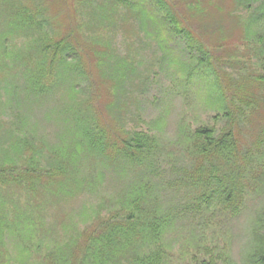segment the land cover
<instances>
[{"label": "trees", "instance_id": "trees-1", "mask_svg": "<svg viewBox=\"0 0 264 264\" xmlns=\"http://www.w3.org/2000/svg\"><path fill=\"white\" fill-rule=\"evenodd\" d=\"M116 2V7L126 8L131 16L135 15L136 24L131 35L143 39L147 48L152 43L155 45L156 57L161 61L160 70L164 69L165 61H170L179 71L177 82L179 77H186L184 85L192 82L198 87L206 85L209 88L213 83L212 91L205 97L202 95L201 99L211 102L209 108L216 112L215 118L224 119L227 123L221 129L209 124L178 126L179 139L175 145L177 148L183 146L182 153L192 158L190 167H181L184 176L177 182L193 190L188 204L180 206L184 211L172 208L161 210L159 204L151 200L153 187L140 176L141 181L131 185L126 190L127 195L119 198L118 205L112 209L114 212L120 210L121 216L109 215L102 219L98 214L90 215L84 223L97 226L92 225V231L72 233L70 241L50 248L46 254L47 264H168L165 239L174 226L185 219L186 212L199 206L210 208L215 206V199H220L227 210H232V216L240 210L245 187L252 188L264 175V166L253 164L254 155L264 144V122L259 126L261 134L258 140L253 145H247L246 149L240 146L241 134L236 130V122L240 123V118L245 117L243 106H249V112L257 114L264 104L242 105L236 102L234 93L224 83L218 70L216 50L209 51L203 42L204 31L186 17L175 0ZM233 4L248 13L245 19L240 16L245 22L243 39L252 45L249 47L254 49L255 60L264 65V0H233ZM42 10V7L22 4L20 0H0V17L6 18L7 26L0 32V72L15 71L20 67L16 71L20 72V79L18 75H5L3 82L0 78V88L3 83L6 85L4 92L0 91V112L3 115L12 113L14 117L4 130L0 126V140L4 139L0 145L1 182L13 184L19 181L21 191L26 188L32 191L30 189H34L39 182H46L47 197L52 195L60 199L73 197L83 190H97L106 180L104 168L108 169L112 163L123 170L121 175L124 179L133 172L142 175L140 170L155 178V170L165 152L160 138L165 132L163 125L157 121V128H150L160 132V135L144 130L130 135L126 130H120L119 134L118 125L113 124L114 117L110 119L106 114L119 107L121 101L118 98L113 104L100 103L99 91L88 70L93 64L99 65L110 79L109 84L113 83L116 93L125 96L128 83L134 89L133 82L140 75L139 67L146 64V57L139 61L131 51L122 57L113 50L117 32L112 29L113 38L91 37V42L82 44L74 36L69 39L65 36L57 41L40 20ZM110 18L113 17H106L105 20L108 22ZM113 24L117 29V21ZM14 35L24 37V42L13 44L12 40L16 41ZM138 48L143 51L142 47ZM181 58L189 63L186 76H182L184 69L178 70L182 65ZM174 60L180 62L175 63ZM31 63H34L33 68ZM255 78H258V83H264L263 76ZM175 80L173 77L172 81ZM86 81H89L86 85L89 94L83 91ZM178 86L176 90H179ZM110 89L109 95L112 94ZM246 92L249 90L246 89ZM46 105L56 108L47 111ZM37 112H44L48 119L53 114L63 119L61 121L66 124L67 131L60 136L58 145L54 143V146L49 141L45 145L43 137L37 140L35 130H31V117ZM35 195L39 196V193ZM5 208L3 202L0 205L1 246H6V231L9 230L8 218L3 220L1 217L2 211L7 212ZM21 208L24 211L20 214V225L17 227L20 230L8 235L15 238L14 234H17L19 243L15 247L20 253V264H25L24 259L33 255V250L42 246V252L47 243L41 238H45V234L40 232L45 233L44 224L40 223V216H44L45 210L36 198L26 209ZM97 213H101V208ZM256 215L255 241L253 249L247 254V264H264V208ZM81 242L83 244L79 246ZM229 259L226 250L215 253V250L206 249V253L197 252L193 264H231Z\"/></svg>", "mask_w": 264, "mask_h": 264}, {"label": "rangeland", "instance_id": "rangeland-1", "mask_svg": "<svg viewBox=\"0 0 264 264\" xmlns=\"http://www.w3.org/2000/svg\"><path fill=\"white\" fill-rule=\"evenodd\" d=\"M175 1L183 8L182 11L186 17L188 16L196 26L204 31L203 42L209 51L216 50V56L219 57L218 70L221 72L224 83L234 93L236 102L242 105L255 102L264 104V83H258V78H255L264 77V65L255 60L252 45L243 39L245 22L241 21L240 16L245 19L248 13L241 10V7H235L233 0ZM20 2L43 8V12L39 13L40 20L45 27L49 28L52 38L57 41L65 36L68 39L74 36L82 44L88 42L91 37L104 39L111 36L113 38L112 29L115 33L117 32L113 50H116L122 57L131 51L133 55H137L139 61L142 57H146V64L139 67L140 75L133 82L134 89L133 85L128 83L125 87L127 92L125 96L116 93L113 83L109 84L110 79L103 73V69L99 68V65L93 64L92 69L88 70L91 71L90 77L99 91L100 103L113 104L118 98L121 101L118 103L119 107H115L106 114L110 119L114 117L113 124L118 125L116 126L118 133L121 134L120 130H126L128 135L142 130L157 133L150 128H157L156 122L158 121L165 129L160 137L165 152L155 170V178L151 174L147 176L145 170H140L142 175L138 176L136 172H133L131 176L124 179L121 175L123 170L116 163H112L108 169L104 168L106 180L98 186L97 190H83L69 198L55 199L52 195L47 197L46 182H39L34 189H30L32 191H28L29 188L21 191L19 181L13 184L2 183L3 178H0V205L4 202L7 211H2L1 217L3 220L7 217L9 222V230L6 231L7 237H5L6 246L0 245V264H20V253L18 254V247H15V244L19 243L16 238L17 234H14L15 238L8 234L19 232L20 229L17 227L20 225V214L24 211L21 207L26 209L34 202V198L45 210L44 216H40V223L44 224L45 233L40 232L41 235L45 234V238L44 236L41 238L47 243L43 246L42 252L40 251L42 246L38 250H33V255L24 259L25 264H47L46 254L50 248L62 245L63 242L66 243L73 235L72 233L92 231L94 223H84L90 215L98 214L102 219L109 215L121 216L120 210L114 212L112 209L118 205L119 198L127 195L126 190L131 185L141 181L140 176L153 187L150 194L151 200L157 202L161 210L172 208L174 211L180 209L181 212L184 211L180 206L188 204L189 195L193 190L177 182L184 176L181 167H190L192 158L182 153L183 146L177 148L175 145L179 139L178 126L187 123L191 127L209 124L221 129L226 126V120L215 118L216 112L209 108L212 103L203 102L201 99L202 95L205 97L210 90L212 91L213 83L209 88L206 85L198 87L192 82L184 85L187 82L186 77L185 79L179 77L177 82L176 77L179 71L170 61L167 63L165 61L164 69L160 70L161 61L156 57L158 52L155 50V45L152 43L147 48L143 39L131 35L135 29V15L131 16L126 8L116 7V0H20ZM106 17L113 18L107 22ZM4 18L0 17V32L7 27L6 18ZM115 21L118 24L117 29L113 24ZM111 24H113L112 27ZM17 37L13 36L16 41L12 40V43L22 44L25 38ZM135 42L138 44H134ZM138 46L142 47L143 51H140ZM176 61L174 60L175 63L180 62V60ZM181 64L178 70L184 69L182 76H186L190 69L188 60L181 58ZM31 66L33 68L34 63H31ZM17 70H20V67ZM17 70L0 72L2 82L5 75L19 76L20 72L18 74ZM173 77L174 80L176 78L175 82L172 81ZM87 84L89 81L84 83L83 91L89 94ZM5 86L3 83L0 91H3ZM177 86L179 90H176ZM110 87L111 95L108 94ZM246 89L249 90L248 93ZM228 96L231 97L232 94L228 92ZM248 107H242L243 112H246L245 117L240 118V123L236 122V130L241 134L240 146L245 149L247 145H253L258 140L259 133L261 134L259 126L264 122V107L257 114L250 113ZM45 108L48 111L56 107L48 108L46 105ZM34 115L31 117L33 124L31 130H35L37 140L43 137L46 140L45 145L48 141L54 146L58 145L59 139L67 131L66 124L61 121L63 119L58 117V114H53L48 119L44 112H37ZM13 119L12 113L3 115L0 112L2 130L8 126L9 120ZM157 134L160 135V132ZM3 143L4 139L0 140L1 146ZM170 153L172 155H169ZM1 159L2 154H0V161ZM253 164L264 166V144L254 155ZM220 172H222L221 169ZM50 182L54 184V181ZM69 183L74 184L70 179ZM256 190L258 192H255ZM37 192L40 197L35 195ZM244 192L239 205L240 210L235 211L232 216V210L231 212L227 210V206L220 203V199H215V206L210 208L199 206L195 210L190 209L186 212L185 219L176 224L165 239L166 249H164L168 256V264H193L197 252L200 251L203 254L206 253V249L215 250V253L226 250V256L230 257L231 264H247V254L253 249L255 241L253 231L257 220L256 214L264 208V175L252 188L245 187ZM99 208H101V213H97ZM82 244L83 242L79 243V246ZM77 252L80 253L79 249Z\"/></svg>", "mask_w": 264, "mask_h": 264}]
</instances>
